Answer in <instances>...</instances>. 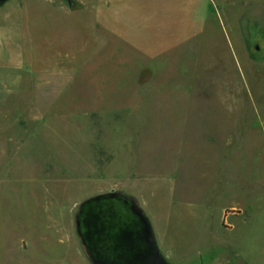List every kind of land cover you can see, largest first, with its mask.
<instances>
[{"label":"rangeland","instance_id":"rangeland-1","mask_svg":"<svg viewBox=\"0 0 264 264\" xmlns=\"http://www.w3.org/2000/svg\"><path fill=\"white\" fill-rule=\"evenodd\" d=\"M263 126L264 0H11L0 264H264Z\"/></svg>","mask_w":264,"mask_h":264},{"label":"trees","instance_id":"trees-1","mask_svg":"<svg viewBox=\"0 0 264 264\" xmlns=\"http://www.w3.org/2000/svg\"><path fill=\"white\" fill-rule=\"evenodd\" d=\"M111 200V201H114L112 198L110 197H107V196H102L100 199H98V201L94 202L92 200V202H89V204L86 206V208L83 210V213H82V217H81V227H82V230L85 232V234H88V229L87 228H83V225L84 226H87L88 224H90L91 222H96V223H99V218L103 216V212H102V203L100 200ZM118 200V199H117ZM120 201L118 203V207L119 209L121 207H125V204L121 202V199L118 200ZM111 212H114L113 213V216L115 218V215H118V217L120 218V215L118 212H116V210H113ZM127 215L126 213V209L123 210V215ZM104 219V218H102ZM116 219V218H115ZM84 234V233H83ZM97 241L94 239V238H90L89 236V242H87V245L89 247V249L91 250L93 256L95 257V259L97 260V262L99 264H113L112 260L110 262H106L103 258V256H101L100 254L103 253L102 250L98 249V246L97 244ZM126 257H124L125 259Z\"/></svg>","mask_w":264,"mask_h":264},{"label":"crops","instance_id":"crops-1","mask_svg":"<svg viewBox=\"0 0 264 264\" xmlns=\"http://www.w3.org/2000/svg\"><path fill=\"white\" fill-rule=\"evenodd\" d=\"M11 0H6V2L5 3H3V4H1L0 5V7L1 6H5V5H7L9 2H10ZM70 5V4H69ZM72 5V4H71ZM70 5V6H71ZM261 132H263L264 133V126H263V130L261 131ZM250 139H251V141H253V139H255L254 137L252 138H250L249 137V141H250ZM248 140V139H247ZM262 142H260V144L259 145H262L261 144ZM235 144V143H234ZM234 144H233V146H234ZM263 145H264V138H263ZM233 151H235V147L233 148ZM235 153H236V151H235ZM255 156H256V160H257V164L259 165V169H260V172H259V170L258 171H256V169L254 170V171H256V172H259L260 173V175H261V177H258V178H256V179H253L252 180V175H253V170L251 171V175L249 176V177H251V179L248 181V182H245V184H244V190L245 191H248L249 193H250V195H252V197H260V196H263L262 195V192H263V190H264V169L262 170V168H264V147L263 148H260V149H258V151L257 152H255V154H254ZM261 171H262V173H261ZM252 180V181H251ZM249 189H250V191H249ZM259 190H261V192L259 193L258 191ZM260 195V196H259ZM251 197V198H252Z\"/></svg>","mask_w":264,"mask_h":264},{"label":"water","instance_id":"water-1","mask_svg":"<svg viewBox=\"0 0 264 264\" xmlns=\"http://www.w3.org/2000/svg\"><path fill=\"white\" fill-rule=\"evenodd\" d=\"M5 2H6V0H0V5L3 4V3H5ZM68 2H69L70 5L72 4V0H68ZM137 206H138V204L135 203V202H133L132 208H133L137 213H139L138 215H139L141 218H145V215H144L143 211L139 208V206H138V207H137ZM148 224H149V223H148ZM79 225H80V223H78V228H79ZM145 225H146V224H145ZM79 236H80V238H81V240H82L83 248H84V250H85L87 256L92 260V262H93L94 264H99V263L97 262V260L95 259V257L93 256L92 252L89 250L88 245H87V243H86V241H85V239H84V236L82 235V233H81L80 231H79ZM234 264H247V262H246L243 258L240 257V258H238V259L235 261Z\"/></svg>","mask_w":264,"mask_h":264},{"label":"flooded vegetation","instance_id":"flooded-vegetation-1","mask_svg":"<svg viewBox=\"0 0 264 264\" xmlns=\"http://www.w3.org/2000/svg\"><path fill=\"white\" fill-rule=\"evenodd\" d=\"M132 213L139 217V215H138L139 213H137L133 208H132ZM86 243H87V241H86ZM101 250H102V247H101Z\"/></svg>","mask_w":264,"mask_h":264}]
</instances>
